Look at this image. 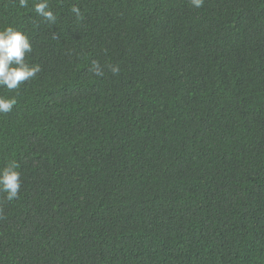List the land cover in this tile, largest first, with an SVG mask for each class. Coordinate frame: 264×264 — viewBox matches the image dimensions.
Masks as SVG:
<instances>
[{"label":"trees","instance_id":"16d2710c","mask_svg":"<svg viewBox=\"0 0 264 264\" xmlns=\"http://www.w3.org/2000/svg\"><path fill=\"white\" fill-rule=\"evenodd\" d=\"M49 3L0 0L42 68L0 88V264H264V0Z\"/></svg>","mask_w":264,"mask_h":264},{"label":"clouds","instance_id":"9594fccd","mask_svg":"<svg viewBox=\"0 0 264 264\" xmlns=\"http://www.w3.org/2000/svg\"><path fill=\"white\" fill-rule=\"evenodd\" d=\"M194 8H202L204 0H189ZM30 0H18V7L28 9ZM32 11L50 25L57 21V15L51 9L49 0H31ZM70 11L77 19H82V12L78 5L70 6ZM33 51L32 44L27 35L18 28L8 25L0 27V88L8 91L19 90L25 82L35 78L42 71L38 63H29L28 54ZM105 69L113 75L120 73L118 64L102 65L92 61L89 71L96 77H103ZM17 103L15 96L0 95V115L10 113ZM19 165L12 161L0 167V194L4 199L12 202L19 198L21 189V176L17 171Z\"/></svg>","mask_w":264,"mask_h":264}]
</instances>
